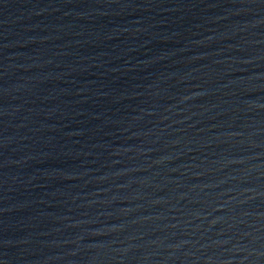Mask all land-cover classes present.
Returning a JSON list of instances; mask_svg holds the SVG:
<instances>
[{"label": "water", "instance_id": "95a60500", "mask_svg": "<svg viewBox=\"0 0 264 264\" xmlns=\"http://www.w3.org/2000/svg\"><path fill=\"white\" fill-rule=\"evenodd\" d=\"M0 264H264V0H0Z\"/></svg>", "mask_w": 264, "mask_h": 264}]
</instances>
